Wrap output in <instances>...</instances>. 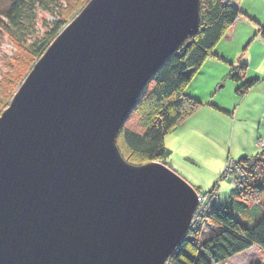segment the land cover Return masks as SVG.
Listing matches in <instances>:
<instances>
[{
    "label": "water",
    "instance_id": "water-1",
    "mask_svg": "<svg viewBox=\"0 0 264 264\" xmlns=\"http://www.w3.org/2000/svg\"><path fill=\"white\" fill-rule=\"evenodd\" d=\"M201 0H92L0 118V264H166L194 188L133 166L120 131L151 79L201 28Z\"/></svg>",
    "mask_w": 264,
    "mask_h": 264
},
{
    "label": "trees",
    "instance_id": "trees-1",
    "mask_svg": "<svg viewBox=\"0 0 264 264\" xmlns=\"http://www.w3.org/2000/svg\"><path fill=\"white\" fill-rule=\"evenodd\" d=\"M4 1L5 4L2 0L0 4V41L4 35H8L17 43L25 45L28 37H33L36 33L39 11L62 15L53 24L46 38L37 41L32 47L37 49L39 59L72 18L87 5V0ZM200 9L201 28L198 36L185 42L152 78L120 131L118 148L123 158L133 166L154 162L168 165L172 151L165 144L166 137L203 105L186 95L187 87L209 59L218 58L215 54L216 47L244 15L233 3L227 4L224 0H201ZM260 35L264 41V29ZM246 72V65L231 67L230 71L232 81L240 84L237 93L242 99L261 81H246ZM137 118L139 123H132ZM261 150L257 157L233 162L235 181L238 184L233 203L239 205L244 212L254 215L248 214L253 217L251 227L241 225L229 213L230 206L217 205L218 190L215 187L210 195L216 200L204 218L205 223L213 227L216 233L201 245V228H195L196 232L186 235L167 264H226L254 249L264 252V149ZM223 180L224 176L220 182ZM198 193L206 195L201 191ZM247 203H252V206L248 207Z\"/></svg>",
    "mask_w": 264,
    "mask_h": 264
},
{
    "label": "rangeland",
    "instance_id": "rangeland-1",
    "mask_svg": "<svg viewBox=\"0 0 264 264\" xmlns=\"http://www.w3.org/2000/svg\"><path fill=\"white\" fill-rule=\"evenodd\" d=\"M91 1L87 0L86 4L88 5ZM242 1L246 12L241 11L249 18L248 27L250 30L247 27L242 33L239 31L237 38L235 34L232 40H227L232 35V27L216 47L215 54L218 58H214L216 60L209 59L186 89L187 96L203 104L198 110L201 109V112L209 110L215 114V116L213 115L215 118H206L204 121H209L205 129L216 133V137L200 140L194 145L193 139L190 137L178 140L179 134L184 132L197 118H192L195 112L190 116L192 119L187 118L165 140V144L174 149L173 155L167 161L174 168L167 166L191 185L198 195L197 211L193 216L188 233H193L195 228L200 227L201 245L208 242L216 233L213 227L205 223L204 218L206 216V214L204 216V212L210 207V191L215 187L218 190L217 205L219 207L230 206L229 213L244 227H251L254 223L253 217L248 215L252 213L244 212L239 205L233 203L234 192L238 188L235 181L236 175L233 172L235 169L233 162H238L243 158L257 157L261 154V149H264V99L263 101L255 99L237 109L240 99L237 90L240 84L232 81L230 71L231 67L246 65V81L260 79L255 92L258 95L264 94V73L261 74V67L264 63L261 62V58H264V45L260 40H253L264 29V0ZM2 2L6 3L4 0ZM224 2L233 3L235 6L236 2L239 3L238 0H224ZM0 4H2L1 0ZM58 14H46L39 11L36 33L33 34V37H28L25 45L17 43L8 35H4L0 41V118L9 109L35 65L42 59L37 56V49H32V47L37 41L45 39L46 35L51 32L53 24L58 21L59 16H62ZM76 17L74 16L70 23ZM249 35L252 36V42L247 41ZM140 118L141 116H139ZM139 119L137 118V121L134 120L132 123H139ZM260 139L262 140L259 141ZM187 160H191V162L194 160V165ZM228 164H231V167ZM223 176L224 180L220 182ZM198 191L204 192L206 195L199 194ZM247 206L251 207L252 203H247ZM257 250L254 249L244 255L237 256L236 259H232L226 264H264V252Z\"/></svg>",
    "mask_w": 264,
    "mask_h": 264
},
{
    "label": "crops",
    "instance_id": "crops-1",
    "mask_svg": "<svg viewBox=\"0 0 264 264\" xmlns=\"http://www.w3.org/2000/svg\"><path fill=\"white\" fill-rule=\"evenodd\" d=\"M238 1H239V3L237 4V2H236V7L239 10H242V11L246 12V10L244 9L243 1L242 0H238ZM248 19L249 18L245 14H244V17H240V19L236 22V24L232 28L233 30H232L231 37H228L227 40H232L234 38L235 34H236V38H237L239 31H240V33H242L243 30L248 27V24H249L248 23ZM248 29H249V27H248ZM251 39H252V36L249 35V38H248L247 41H251ZM253 40L254 41L260 40V42L264 45V41H263V39L261 38L260 35L256 36L255 39H253ZM213 60H216V59L213 58ZM249 61L251 62V60H249ZM240 62H242V61L240 60ZM261 62H264V58H261ZM247 63L250 64L249 62H247ZM261 68H262L261 69L262 70L261 74H263L264 73V63H263V67H261ZM257 87L252 89L243 99L242 98L239 99V103H238L237 109H238V107L243 106L245 103H247V102L250 103V102L254 101L255 99H258V101H263L264 94L262 93V94L258 95V93L255 92V91H257L256 90ZM200 110H198L192 116V118L193 117H197V118L193 121L192 124H190L187 127V129L184 132L179 134L180 136H179L178 140H181V138H183V137H185V138L186 137H190V138L193 139L192 142H193V145H194L195 143L197 144L200 140L216 137V135H215L216 133L211 132L209 129H205V128H207V125L209 124V121H204L206 118H215L214 117L215 114H212L211 112H209V110H206V112H201ZM182 142H183V140H182ZM166 146H167V144H166ZM167 148L172 151V155H173L174 149L172 147H169V146H167ZM185 156H186V153H185ZM187 161H189L192 165H194V163H195L194 160H192L193 162H191V160H187ZM169 167L174 168V166L172 164L169 165Z\"/></svg>",
    "mask_w": 264,
    "mask_h": 264
},
{
    "label": "built area",
    "instance_id": "built-area-1",
    "mask_svg": "<svg viewBox=\"0 0 264 264\" xmlns=\"http://www.w3.org/2000/svg\"><path fill=\"white\" fill-rule=\"evenodd\" d=\"M231 167V166H230ZM211 197H209V199L211 200L210 201V207L213 205V203H214V201L216 200V198L213 196V195H210ZM210 207L208 208V209H206V211L204 212V216H205V214L207 213V212H209V209H210ZM197 216L199 215L198 213L196 214ZM195 219V218H194Z\"/></svg>",
    "mask_w": 264,
    "mask_h": 264
}]
</instances>
